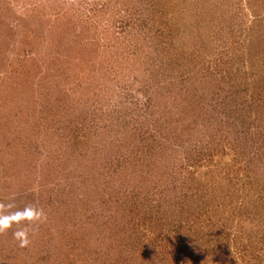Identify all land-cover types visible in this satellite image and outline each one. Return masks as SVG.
<instances>
[{
    "label": "rangeland",
    "instance_id": "374dc122",
    "mask_svg": "<svg viewBox=\"0 0 264 264\" xmlns=\"http://www.w3.org/2000/svg\"><path fill=\"white\" fill-rule=\"evenodd\" d=\"M5 217L0 264H264V0H0Z\"/></svg>",
    "mask_w": 264,
    "mask_h": 264
},
{
    "label": "clouds",
    "instance_id": "9594fccd",
    "mask_svg": "<svg viewBox=\"0 0 264 264\" xmlns=\"http://www.w3.org/2000/svg\"><path fill=\"white\" fill-rule=\"evenodd\" d=\"M41 214L32 211H26L25 213L20 215V219L16 220V223H20L21 220H27L29 222L33 220H38ZM11 227V222L9 218L5 217L0 219V232L6 231L8 228ZM15 237L19 241V246L21 248L26 247L29 244L28 234L25 230L17 231Z\"/></svg>",
    "mask_w": 264,
    "mask_h": 264
},
{
    "label": "trees",
    "instance_id": "16d2710c",
    "mask_svg": "<svg viewBox=\"0 0 264 264\" xmlns=\"http://www.w3.org/2000/svg\"><path fill=\"white\" fill-rule=\"evenodd\" d=\"M165 105H166V103H165ZM167 108H168V107H167ZM174 111H175L174 109L170 108V110H169V112L167 113V115L171 117V116H172V113H173ZM176 113H177V112H176ZM167 119H168V118H167ZM165 130H166V129H165ZM166 135H167L168 138H170L171 136H175V134H171V131H169V134H166ZM168 138H167V139H168Z\"/></svg>",
    "mask_w": 264,
    "mask_h": 264
}]
</instances>
